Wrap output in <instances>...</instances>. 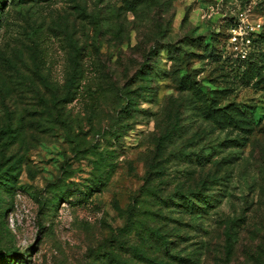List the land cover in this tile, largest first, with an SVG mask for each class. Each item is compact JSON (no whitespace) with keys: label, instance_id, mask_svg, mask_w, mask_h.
Here are the masks:
<instances>
[{"label":"rangeland","instance_id":"374dc122","mask_svg":"<svg viewBox=\"0 0 264 264\" xmlns=\"http://www.w3.org/2000/svg\"><path fill=\"white\" fill-rule=\"evenodd\" d=\"M0 264H264V0H6Z\"/></svg>","mask_w":264,"mask_h":264},{"label":"trees","instance_id":"16d2710c","mask_svg":"<svg viewBox=\"0 0 264 264\" xmlns=\"http://www.w3.org/2000/svg\"><path fill=\"white\" fill-rule=\"evenodd\" d=\"M14 1V0H13ZM29 0H24V2H28ZM43 2H49L52 0H42ZM6 0H0V13L2 12V8L3 5L5 4ZM250 66H252L250 64ZM249 66V67H250ZM253 67H250V70ZM249 74V72H247L245 74V76H247ZM245 78V77H244ZM232 107L229 108H222L219 110V112H226L227 110L231 109ZM234 109V108H233ZM234 114L240 115V116H246L244 113L241 112V110H236L234 109L233 111ZM231 119H234L236 117V115L231 116ZM191 195H194V201L192 200V198H190L189 196H184V195H180L182 197H180L181 201L178 203L176 202V204H173L171 207H176V209L178 207H181L182 211L186 214L189 215H199V214H206L207 211L209 209H211L213 206V204H211V202L209 201V198H211L212 196H209L207 194H201V193H190ZM156 236V239L159 241V246L161 249H170V244L172 242H169L164 235L160 234V233H153ZM172 257L175 259V261L179 262V263H183L184 259L178 256H174L172 255Z\"/></svg>","mask_w":264,"mask_h":264}]
</instances>
